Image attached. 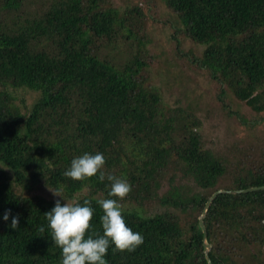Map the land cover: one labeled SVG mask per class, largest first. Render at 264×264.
<instances>
[{
  "label": "trees",
  "instance_id": "trees-1",
  "mask_svg": "<svg viewBox=\"0 0 264 264\" xmlns=\"http://www.w3.org/2000/svg\"><path fill=\"white\" fill-rule=\"evenodd\" d=\"M167 4L186 35L203 46L195 58L199 66L238 98L250 101L253 93L264 91V0ZM18 6L17 0L0 2V264H60L61 249L52 241L44 214L57 199L82 206L91 201L88 234H103L97 201L118 199L108 196L110 182H101L99 174L83 181L63 176L74 158L97 152L105 156L106 177L115 175L132 186L118 203L127 226L143 236L134 251L113 252L110 245L108 264H208L198 217L221 188L228 167L202 143L199 115L190 109V117L182 120L166 103L147 55L116 63L117 44L129 43L113 34V27L123 29L127 11L111 0H49L41 12L30 5L18 23L1 21ZM100 35L105 40L94 51L92 42ZM258 152L253 168L234 173L233 183L224 188L264 185V138ZM170 169L174 173L165 177ZM178 175L202 192L179 199L170 187L162 192L164 180L175 184ZM40 184L60 190L63 197L35 193ZM142 199H158L163 209L147 213ZM247 207H264V189L220 194L210 206L205 225L215 245L213 264H224L236 251L243 254L247 243H264L247 229L262 223ZM176 210L192 211L195 217L183 224ZM13 217L19 220L17 229L10 227Z\"/></svg>",
  "mask_w": 264,
  "mask_h": 264
},
{
  "label": "rangeland",
  "instance_id": "rangeland-1",
  "mask_svg": "<svg viewBox=\"0 0 264 264\" xmlns=\"http://www.w3.org/2000/svg\"><path fill=\"white\" fill-rule=\"evenodd\" d=\"M18 1L19 10L9 9V17L6 16L4 20L1 18V21H8L10 25L14 22L18 23L22 15L26 16L29 13L27 8L30 5H35L39 11L40 8L44 10L49 0ZM111 1L120 9L126 10L129 15L123 29L113 27V34H117L129 43L127 47L124 42L121 45L117 44L118 49L114 52L116 63L134 61L137 57L141 58L143 53L147 55L145 61L151 63L153 74L157 75L155 78H160L163 97L168 105L177 110L175 114L179 111L178 117L186 120L190 117L192 110L201 118L202 143L219 157H223L227 164L228 173L221 181L220 188L226 189L224 188L226 185L233 183L234 173L242 174L247 169L253 168L258 162V158L255 157H260L258 150L264 138V91L260 94L253 93L250 101L238 98L226 84L214 78L207 68L199 66L195 58L200 57L203 46L196 44L186 35L179 16L173 12L167 0ZM42 2H44L43 5ZM137 13H140L139 16ZM141 22H144V26L140 25ZM132 35L137 38L129 39ZM99 37L92 42L94 51L102 46V41L105 40L102 35ZM109 42L110 46L115 44L112 40ZM143 72L145 76H148L149 72ZM173 173L174 170L170 169L165 177ZM180 178L179 175L176 177L175 184L172 180H164L162 192L170 187L171 192L178 199L202 192L200 191L202 189H199L191 180ZM38 187L34 190L35 193L43 192L47 197H55L46 185L40 184ZM142 203L147 213H155L163 209L158 199H142ZM176 211L180 214L183 224L195 217L192 211ZM245 211H253V216L262 220V223L254 224L247 229L263 239L264 207H247ZM221 243L230 246L225 239H222ZM211 244L214 249V242ZM232 246L236 249V245H231V248ZM247 246L243 254L241 251H236L222 262L224 264H264V243H247ZM190 263L197 264L196 260Z\"/></svg>",
  "mask_w": 264,
  "mask_h": 264
},
{
  "label": "clouds",
  "instance_id": "clouds-1",
  "mask_svg": "<svg viewBox=\"0 0 264 264\" xmlns=\"http://www.w3.org/2000/svg\"><path fill=\"white\" fill-rule=\"evenodd\" d=\"M105 156L102 153H84L71 161L70 167L64 171L63 176L75 181H83L99 174V180L105 178L110 182L109 197L123 200L131 192L130 183L115 175L102 171L105 165ZM49 190L54 196L63 197L60 190ZM118 199L103 198L97 203L103 211L100 217L103 234L92 230V218L94 210L90 206L91 201L85 200L84 205L79 203L61 204L56 200L55 206L44 213L48 221L53 243L61 249L60 264H108L105 259L110 245H114L113 252L134 251L143 243V236L134 232L127 226L122 215V206ZM9 213L6 212L3 219L7 221ZM19 220L13 217L10 227L17 229ZM44 232V228L39 229Z\"/></svg>",
  "mask_w": 264,
  "mask_h": 264
},
{
  "label": "water",
  "instance_id": "water-1",
  "mask_svg": "<svg viewBox=\"0 0 264 264\" xmlns=\"http://www.w3.org/2000/svg\"><path fill=\"white\" fill-rule=\"evenodd\" d=\"M264 185L261 186H252L248 188H243V189H218L213 194L208 198L207 202L205 203L204 209L202 210V213L199 216V223L198 227L199 230L203 232V247H204V253L207 259L208 264H213L211 257H210V251L212 250V244L209 242L208 238V232L207 228L205 225V217L207 216L208 210L212 203L216 200V198L220 194H240V193H247V192H252V191H259L263 190Z\"/></svg>",
  "mask_w": 264,
  "mask_h": 264
}]
</instances>
